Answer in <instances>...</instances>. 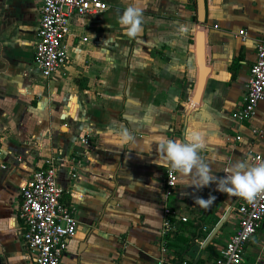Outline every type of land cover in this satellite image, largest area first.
<instances>
[{"label":"crops","instance_id":"1","mask_svg":"<svg viewBox=\"0 0 264 264\" xmlns=\"http://www.w3.org/2000/svg\"><path fill=\"white\" fill-rule=\"evenodd\" d=\"M105 1L99 13L71 18L67 62L44 78L31 60L37 2L0 0V264H30L18 186L46 158L76 218L59 264H210L235 229L240 197L215 183L187 186L191 177L178 173L167 199L175 228L160 234L165 161L155 141L183 139L195 124L213 174L223 177L238 160L255 164L251 155L264 152V101L246 118L231 112L243 101L264 0H204L202 22L195 0H139L141 31L132 38L118 18L134 0ZM122 127L133 141L121 142ZM210 194L209 206L194 204L193 196ZM242 264H264V217Z\"/></svg>","mask_w":264,"mask_h":264},{"label":"built area","instance_id":"2","mask_svg":"<svg viewBox=\"0 0 264 264\" xmlns=\"http://www.w3.org/2000/svg\"><path fill=\"white\" fill-rule=\"evenodd\" d=\"M39 14L31 60L39 74L47 78L67 62L65 37L70 33L74 15L99 13L107 7L105 0H35ZM244 35L245 32L239 30ZM86 37H82L84 40ZM264 101V25L255 44V58L249 65L243 101L231 112L232 118L248 117L257 101ZM238 137V136H236ZM255 164L264 162V152L251 155ZM56 166L51 158L34 167L29 178L19 183L16 217L21 223V239L29 252L30 264H59L66 238L75 230L74 207L62 200L63 188L55 182ZM178 173L165 167L160 234L175 228V212L167 202L174 192ZM236 215L235 229L218 244L210 264H241L245 247L255 235L264 217V192L252 201L239 198L232 205ZM182 220L185 216H180ZM163 249V248H162ZM168 264H192L179 259Z\"/></svg>","mask_w":264,"mask_h":264},{"label":"clouds","instance_id":"3","mask_svg":"<svg viewBox=\"0 0 264 264\" xmlns=\"http://www.w3.org/2000/svg\"><path fill=\"white\" fill-rule=\"evenodd\" d=\"M138 5L139 0H134L118 18L119 24L130 38L141 31L143 10ZM118 137L122 143L134 140L129 130L123 127L119 130ZM155 142L159 156L165 161L161 166L182 176H190L191 183L187 186L201 189L215 183L218 191L248 201L254 200L258 193L264 192V162L251 164L238 160L222 169L225 173L223 177L213 174L210 164L201 155L206 149L204 132L195 124L185 129L183 139L159 137ZM193 200L195 205L207 207L216 197L211 194L207 199L193 196Z\"/></svg>","mask_w":264,"mask_h":264},{"label":"water","instance_id":"4","mask_svg":"<svg viewBox=\"0 0 264 264\" xmlns=\"http://www.w3.org/2000/svg\"><path fill=\"white\" fill-rule=\"evenodd\" d=\"M195 7H196V19L198 22H202L204 19V0H195ZM229 212L228 210H225L224 213L219 217V219L212 225L209 233L205 237V240L203 242V245L210 241L211 238H213L216 234V232L220 229L222 226L227 214ZM194 264V263H192Z\"/></svg>","mask_w":264,"mask_h":264},{"label":"rangeland","instance_id":"5","mask_svg":"<svg viewBox=\"0 0 264 264\" xmlns=\"http://www.w3.org/2000/svg\"><path fill=\"white\" fill-rule=\"evenodd\" d=\"M243 261H244V259H243ZM243 261H242V263H243ZM242 263H241V264H242Z\"/></svg>","mask_w":264,"mask_h":264},{"label":"trees","instance_id":"6","mask_svg":"<svg viewBox=\"0 0 264 264\" xmlns=\"http://www.w3.org/2000/svg\"><path fill=\"white\" fill-rule=\"evenodd\" d=\"M207 246H209V245H207Z\"/></svg>","mask_w":264,"mask_h":264}]
</instances>
